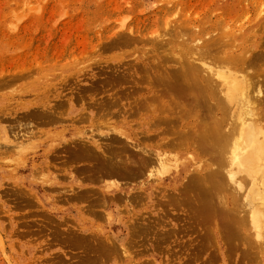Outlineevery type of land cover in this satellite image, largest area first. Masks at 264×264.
I'll list each match as a JSON object with an SVG mask.
<instances>
[{
  "label": "bare ground",
  "instance_id": "1",
  "mask_svg": "<svg viewBox=\"0 0 264 264\" xmlns=\"http://www.w3.org/2000/svg\"><path fill=\"white\" fill-rule=\"evenodd\" d=\"M221 1L229 7L230 0ZM243 8L240 18L230 12L214 21L163 16L161 9L141 16L163 19L167 38L145 37L140 27L120 23L116 30L124 31L114 29L110 45L140 41L149 47L125 56L120 68L110 67L102 86L84 79L74 86L46 85V109L24 114L29 123L10 120L12 136L0 151L26 156L24 144L44 136L38 157L47 170L52 166L70 179L61 197L79 202L78 225L99 213L110 223L120 207L131 234L144 233L156 222L149 215L175 203L184 218L191 213L190 219L206 223L196 227L200 242L217 244L220 255L221 240L231 242L264 264V6L256 1ZM80 121L108 126L85 130L77 126ZM61 156L60 169L48 161ZM45 183L61 185L57 175ZM138 206L146 207L148 218ZM66 235L99 262L128 253L119 236L104 230ZM153 235L160 247L164 231Z\"/></svg>",
  "mask_w": 264,
  "mask_h": 264
},
{
  "label": "rangeland",
  "instance_id": "2",
  "mask_svg": "<svg viewBox=\"0 0 264 264\" xmlns=\"http://www.w3.org/2000/svg\"><path fill=\"white\" fill-rule=\"evenodd\" d=\"M247 1L243 0L241 5L230 0L227 9L221 0H180L177 4L165 0H0V145L7 144L5 138L12 136L10 120L22 119L23 124L29 123L30 116L24 114L30 115L36 108V111L46 109V101L51 97L46 96V85L74 86L78 79H84L85 84L102 86L101 80L111 68H120L125 56L139 50L141 45L144 49L149 47L140 41L127 46L110 45L120 23L123 27H140L145 37L167 38L163 19L141 16L161 9L163 16L171 14L180 19L187 15L196 22L210 16L209 20L214 21L230 12L240 13V18L244 15L243 5L256 1L264 6V0ZM252 14L251 8L248 16ZM120 31L124 30L120 28L117 32ZM205 32L203 29L202 33ZM77 123L85 130L98 127L106 131L104 126H108L107 123H91L93 126L86 121ZM56 133L52 131L50 135ZM43 138L35 137L24 144L26 156L0 151V264H258L256 259L244 256L241 246L232 243V247L231 242L221 240L224 255H220L217 244L200 242L198 230L204 229L206 223L190 219L191 213L184 218V212L175 203L149 216L146 207L138 206V212L145 213L146 218L154 216L156 220L146 225L144 233L131 234L124 226L128 214L120 207L110 223L99 213L89 215V222L78 225L74 222L77 216L74 205L79 202L61 197L70 179L52 166L47 170L38 157L45 148L38 145ZM48 161L60 169L65 159L61 156ZM62 167L68 172L67 165ZM52 175H57L60 186H47L49 183L45 182ZM96 209L101 212L102 207ZM60 220L71 222L63 225ZM101 230L113 237L119 236L118 243L124 244L127 255L119 251L115 257L99 262L89 257L80 243L65 239L68 233L72 236L75 232L87 234ZM159 230L165 233L160 247L155 246L153 235ZM175 242H179L178 247ZM174 248L177 253L172 252Z\"/></svg>",
  "mask_w": 264,
  "mask_h": 264
}]
</instances>
